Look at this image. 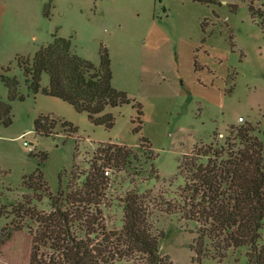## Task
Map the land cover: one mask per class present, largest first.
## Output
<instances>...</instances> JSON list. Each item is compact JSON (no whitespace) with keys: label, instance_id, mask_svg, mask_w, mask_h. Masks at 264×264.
<instances>
[{"label":"rangeland","instance_id":"rangeland-1","mask_svg":"<svg viewBox=\"0 0 264 264\" xmlns=\"http://www.w3.org/2000/svg\"><path fill=\"white\" fill-rule=\"evenodd\" d=\"M51 3L50 16L45 17L43 11L40 15L36 39L22 30L3 33L5 54L0 56V68L7 70L0 73L17 80L18 96L10 103L11 124H0V232L12 223L32 225L20 212L28 202L38 211L51 210L49 197L24 187L25 176L39 169L50 194L56 197L67 190L73 164L76 182L82 184L91 162L100 158L98 150L115 144L131 154L125 165L98 161L112 167L116 174L111 186L112 203L103 211L108 229L122 226L120 196L135 189L150 196V220L155 233L163 232L160 250L172 264H250L244 246L228 249L222 260L210 256L196 259L190 245L197 224L181 219L175 206L182 204L179 188L185 180L178 165L183 155L237 148L236 129L246 124L252 126V134L264 146V0H221L217 4L183 0ZM156 31H162L167 41L158 45L153 58L149 53L152 60L148 69L156 79L150 88L161 92L169 87L171 93L181 89L180 94L161 99L139 95L145 48L149 46L147 35L158 40ZM53 34L70 39L74 53L96 66L100 46L107 49L112 85L142 106L140 131H133L136 110L131 104L111 110L115 123L107 129L92 124L86 113L76 112L61 99L29 88L31 78L25 76L16 56L31 61L41 46L52 41ZM40 85H49L45 72ZM8 97V89L0 80V100L7 101ZM41 115L56 122L49 136L35 133L34 122ZM64 122L75 131L67 132L62 127ZM142 137L149 142L141 141ZM39 152L47 158L41 161L35 156ZM166 202L173 206L170 214L161 211L167 208ZM262 237L264 241V218ZM29 247L26 237L13 235L0 249V264H28ZM206 248L209 253L215 252L207 242ZM49 252L40 249L41 254Z\"/></svg>","mask_w":264,"mask_h":264},{"label":"trees","instance_id":"trees-1","mask_svg":"<svg viewBox=\"0 0 264 264\" xmlns=\"http://www.w3.org/2000/svg\"><path fill=\"white\" fill-rule=\"evenodd\" d=\"M183 1L217 4L221 0ZM51 6V0L44 5L45 17L50 16ZM250 9L253 11V7ZM52 38L36 51L31 61L16 56L25 76L31 78L29 88L34 93L41 91L61 99L76 112L86 113L92 124L107 129L115 123L111 110L131 104L136 110L133 131H140L142 106L112 85L107 49L100 46V61L96 66L74 53L70 39L56 34ZM4 69L6 72L7 68H0ZM44 72L49 76L46 88L40 85ZM0 80L9 92L7 101L0 100V124L8 126L12 122L10 103L18 96L17 80L1 73ZM55 126L54 120L42 115L34 122L35 133L39 135L49 136V130ZM62 127L69 133L75 131L66 122ZM252 132L250 124L242 125L236 129L239 147L192 151L179 160L178 170L185 183L179 188L182 204L175 209L181 219L197 224L190 250L198 260L207 256L222 260L228 249L244 246L250 264H264V146ZM141 141L149 142L144 137ZM97 154L100 158L91 162L82 184L76 182L73 164L67 190L58 192L56 197L50 194L39 169L25 176L24 187L49 197L51 210L48 213L38 211L29 202L22 206L20 212L28 216L32 225L12 223L2 230L0 249L18 234L30 243L28 264H172L170 257L160 250L163 232L154 231L147 193L135 189L127 192L119 203L123 208L122 226L119 229L106 227L101 205L108 179L104 176V165L98 161L125 165L131 152L125 147L108 144ZM35 156L41 161L47 158L44 152ZM164 205L167 208L161 211L170 214L173 206L169 202ZM206 242L214 246L213 254L206 248ZM42 247L50 252L41 254Z\"/></svg>","mask_w":264,"mask_h":264},{"label":"crops","instance_id":"crops-1","mask_svg":"<svg viewBox=\"0 0 264 264\" xmlns=\"http://www.w3.org/2000/svg\"><path fill=\"white\" fill-rule=\"evenodd\" d=\"M45 1L46 0H0V56L5 54V45L3 43V33L5 30H22L28 32L29 35L31 34L33 39L37 38V25L40 21V15H42ZM155 37L158 40H155L150 34L147 35L149 46L145 48V58L142 64L139 83V95L140 97L161 99L174 93L180 94L181 89L172 90L173 93H171L169 87L166 88V91L161 92L150 88L156 79L153 75L150 76V70L148 69V63L152 60L149 53L152 54L153 58L157 53L158 45H163V43L167 41V36L162 31H156ZM0 66H2L1 63ZM161 67H163V65H160V68ZM114 87L120 90V87L115 85ZM116 142L123 144L122 142Z\"/></svg>","mask_w":264,"mask_h":264},{"label":"built area","instance_id":"built-area-1","mask_svg":"<svg viewBox=\"0 0 264 264\" xmlns=\"http://www.w3.org/2000/svg\"><path fill=\"white\" fill-rule=\"evenodd\" d=\"M240 121H241V119H240ZM103 170H104V176L108 179L106 188L104 190V195H103L102 205H101V208L104 211V207H107L108 204L110 205L112 203L113 192H112L111 186H112V183L114 182L116 174H115V172H113L114 170L112 169V167H110V168L104 167ZM126 193H125V195H126ZM124 196H120V198H123Z\"/></svg>","mask_w":264,"mask_h":264}]
</instances>
